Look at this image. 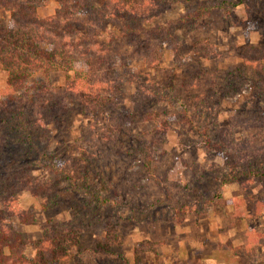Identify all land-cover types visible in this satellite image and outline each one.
I'll use <instances>...</instances> for the list:
<instances>
[{"label":"rangeland","instance_id":"rangeland-1","mask_svg":"<svg viewBox=\"0 0 264 264\" xmlns=\"http://www.w3.org/2000/svg\"><path fill=\"white\" fill-rule=\"evenodd\" d=\"M56 8L49 0L38 16ZM148 26L169 29L177 45L162 36L153 41L157 68L140 59L121 71L124 80L134 71L119 109L130 116L131 140L108 113L85 115L75 104L53 126L49 147L88 191L68 180L54 195L20 191L33 221L7 223L27 242L28 259L46 232L71 225L82 227L81 242L60 264H264V68L244 64L245 56L264 60V0H165ZM65 76L37 70L32 79L58 87ZM6 82L1 75L0 90ZM169 84L174 99L157 90ZM32 170L55 176L43 163ZM106 220L117 224L121 245L101 253Z\"/></svg>","mask_w":264,"mask_h":264},{"label":"trees","instance_id":"trees-1","mask_svg":"<svg viewBox=\"0 0 264 264\" xmlns=\"http://www.w3.org/2000/svg\"><path fill=\"white\" fill-rule=\"evenodd\" d=\"M48 1L0 0V76L7 78L6 88L0 90V264H60L71 248L80 245L81 226L52 229L33 243L34 257L26 258L27 242L7 223L11 217L23 224L33 221L20 208L16 194L54 195L64 180L73 191L86 193V186L64 174L63 162L57 163L59 155L49 147L53 126L68 119L73 106L79 104L85 115L108 113L109 121L131 140L130 116L119 109L124 103L123 84L135 83L134 71L129 70L131 76L126 80L121 71L131 69V63L140 59L157 68L160 45L153 41L162 36L177 45L169 29L148 26L165 0H105L101 6L93 0H54V14L40 18L38 10ZM109 26L118 32L108 30ZM244 64L251 70L264 68L262 58L245 56ZM37 70L62 72L65 80L52 87L32 79ZM173 87L169 84L157 90L174 99ZM138 102L140 108L142 102ZM147 115L151 119L154 113ZM37 132L42 143L35 141ZM37 163L55 176L39 179L32 170ZM105 223V238L96 250L110 253L120 247V236L115 222ZM140 249L152 251L153 245L142 244Z\"/></svg>","mask_w":264,"mask_h":264}]
</instances>
